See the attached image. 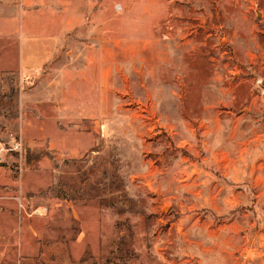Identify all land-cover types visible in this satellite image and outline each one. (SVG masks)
I'll use <instances>...</instances> for the list:
<instances>
[{
	"label": "rangeland",
	"instance_id": "1",
	"mask_svg": "<svg viewBox=\"0 0 264 264\" xmlns=\"http://www.w3.org/2000/svg\"><path fill=\"white\" fill-rule=\"evenodd\" d=\"M23 2L0 264H264V0Z\"/></svg>",
	"mask_w": 264,
	"mask_h": 264
},
{
	"label": "crops",
	"instance_id": "2",
	"mask_svg": "<svg viewBox=\"0 0 264 264\" xmlns=\"http://www.w3.org/2000/svg\"><path fill=\"white\" fill-rule=\"evenodd\" d=\"M24 0H0V40L13 41L15 36L20 41L22 47L34 45L29 35L27 28V12H25ZM25 64H28L30 59H35L34 56L29 58L27 52L22 54ZM6 61V60H5Z\"/></svg>",
	"mask_w": 264,
	"mask_h": 264
}]
</instances>
